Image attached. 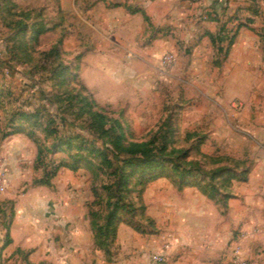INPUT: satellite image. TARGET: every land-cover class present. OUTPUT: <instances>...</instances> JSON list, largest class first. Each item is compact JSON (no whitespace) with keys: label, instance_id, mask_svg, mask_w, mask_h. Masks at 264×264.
I'll use <instances>...</instances> for the list:
<instances>
[{"label":"rangeland","instance_id":"1","mask_svg":"<svg viewBox=\"0 0 264 264\" xmlns=\"http://www.w3.org/2000/svg\"><path fill=\"white\" fill-rule=\"evenodd\" d=\"M120 3L0 0V264H264V84L115 41Z\"/></svg>","mask_w":264,"mask_h":264},{"label":"crops","instance_id":"2","mask_svg":"<svg viewBox=\"0 0 264 264\" xmlns=\"http://www.w3.org/2000/svg\"><path fill=\"white\" fill-rule=\"evenodd\" d=\"M118 5L115 41L120 42L116 39L121 36H132L141 53L180 50L187 54L190 68L215 69L213 82L219 85L246 90L254 84H264V0H121ZM130 5L137 8L132 13L127 10ZM223 30L224 38L232 30L230 35L234 36L232 45L224 48L225 55L218 53L212 41ZM217 53L221 61L215 63ZM261 131L264 133V125ZM35 192L40 193V189L32 190L28 196ZM27 221L30 228L31 218ZM219 249H215L214 257L224 261ZM234 249L245 256L244 246ZM206 260V264L211 262ZM185 264H201V260L192 256Z\"/></svg>","mask_w":264,"mask_h":264},{"label":"trees","instance_id":"3","mask_svg":"<svg viewBox=\"0 0 264 264\" xmlns=\"http://www.w3.org/2000/svg\"><path fill=\"white\" fill-rule=\"evenodd\" d=\"M223 32H224V30L216 38H212L213 44L216 47L218 53L224 52V47L222 46V42H224L227 38L223 37ZM233 40H234V36L229 38L228 47L232 45ZM8 135L9 134H4L3 138H6ZM131 160L132 159H130V161L128 163L130 165H134L133 161H131ZM140 161L142 163V166L144 167V169H143L144 172L145 171L153 172V171L157 170L159 167H162V165L158 164V162L156 160H153L151 162L148 161V160L147 161L140 160ZM108 164L111 165V162L108 161ZM40 184L49 185V177L46 180L41 181ZM111 223H112L111 220H108L107 221V226H110ZM92 224H93L94 227H97L96 222L94 220H93Z\"/></svg>","mask_w":264,"mask_h":264},{"label":"built area","instance_id":"4","mask_svg":"<svg viewBox=\"0 0 264 264\" xmlns=\"http://www.w3.org/2000/svg\"><path fill=\"white\" fill-rule=\"evenodd\" d=\"M4 171L5 170H3L2 167H0V193H2L5 190V175H4L5 172ZM237 257H238L237 255H234L235 260L239 259V257L238 258ZM155 261L158 264H161V263L165 262V259L163 256H158L155 258ZM242 264H244V263H242Z\"/></svg>","mask_w":264,"mask_h":264}]
</instances>
